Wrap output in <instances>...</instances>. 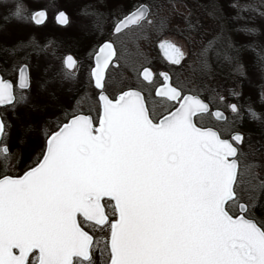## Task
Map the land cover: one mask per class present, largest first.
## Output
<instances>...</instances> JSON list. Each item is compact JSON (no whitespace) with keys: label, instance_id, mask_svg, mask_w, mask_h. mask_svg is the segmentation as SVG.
<instances>
[{"label":"snow or ice","instance_id":"snow-or-ice-1","mask_svg":"<svg viewBox=\"0 0 264 264\" xmlns=\"http://www.w3.org/2000/svg\"><path fill=\"white\" fill-rule=\"evenodd\" d=\"M0 264H264V0H0Z\"/></svg>","mask_w":264,"mask_h":264},{"label":"rangeland","instance_id":"rangeland-1","mask_svg":"<svg viewBox=\"0 0 264 264\" xmlns=\"http://www.w3.org/2000/svg\"><path fill=\"white\" fill-rule=\"evenodd\" d=\"M73 1H80V0H60V2L61 3H65L64 5H66V6H68V3L67 2H73ZM184 2L186 3V4H188V6H190V7H194L195 6V2H196V0H184ZM200 2L201 3H203V2H205V0H200ZM62 4V5H63ZM63 5V6H64ZM67 9H69V7H67ZM72 10V12H73V16H75L76 17V8H72L71 9ZM59 30H62V29H55V28H52V27H49V28H47L45 31H47V32H49V33H51V34H53V35H63V34H67V36L68 37H71V36H73L75 33H76V28H75V26L73 25V26H71V29H66L65 30V32L62 34L61 33V31H59ZM56 31H58V32H56ZM56 32V33H55ZM59 33V34H58ZM154 55H155V53H154ZM162 66V65H161ZM217 82L218 83H224V82H226L225 81V78H224V76L223 75H221V76H218L217 77ZM259 87H260V84H259V81H258V79H254L253 80V82L251 83V84H247L246 86H245V92H246V97H245V99H247V97H251V100H252V103H253V106L254 105H257L258 107L256 108L258 111L261 109V105L260 104H257V103H255V102H260V100H259V96H258V92H259ZM243 102V101H242ZM249 127L250 128H254V126L253 125H249ZM254 131H255V129H254Z\"/></svg>","mask_w":264,"mask_h":264},{"label":"flooded vegetation","instance_id":"flooded-vegetation-1","mask_svg":"<svg viewBox=\"0 0 264 264\" xmlns=\"http://www.w3.org/2000/svg\"><path fill=\"white\" fill-rule=\"evenodd\" d=\"M80 2H81V0L80 1H73L72 3L71 2H67L68 3V6H66V5H64L63 3H61V4H63L62 6H63V8L68 12V14H69V16L70 17H72L73 18V20H75V16H73V12H72V8H76V11H77V8H78V5L80 4ZM67 7H69V9H67ZM49 27H52V28H55L56 30L57 29H61L59 26H57V25H55V23L53 22V21H51L50 20V22H49V25H48V28ZM67 29H71V27H69V28H67ZM65 30L66 29H62V30H59V31H61V33L63 34L64 32H65ZM56 32H58V31H56ZM55 32V33H56ZM15 34V33H14ZM59 34V33H58ZM64 36H67V34H63ZM68 37V36H67ZM162 67V66H161Z\"/></svg>","mask_w":264,"mask_h":264},{"label":"trees","instance_id":"trees-1","mask_svg":"<svg viewBox=\"0 0 264 264\" xmlns=\"http://www.w3.org/2000/svg\"><path fill=\"white\" fill-rule=\"evenodd\" d=\"M255 103H257V104H260V105H261V102H255ZM253 107H254V108H257L258 106H257V105H254ZM261 107H262V105H261Z\"/></svg>","mask_w":264,"mask_h":264}]
</instances>
